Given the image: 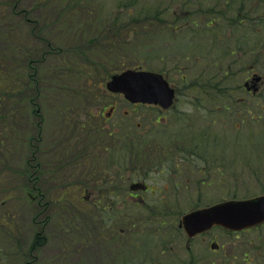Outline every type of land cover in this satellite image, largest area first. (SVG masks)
<instances>
[{"label":"rangeland","instance_id":"obj_1","mask_svg":"<svg viewBox=\"0 0 264 264\" xmlns=\"http://www.w3.org/2000/svg\"><path fill=\"white\" fill-rule=\"evenodd\" d=\"M16 1L19 10L9 14L2 26L4 31L13 27L11 37L0 30V44L8 38L12 43L0 46L1 52L6 51L0 57L2 81H11L8 93L2 92L7 82L0 88V264H27L32 258L17 248H27L29 253L35 235L42 231L49 239L39 248L38 264H110L116 252L134 262L153 252L151 241L179 239L182 243L186 235L179 225L185 213L264 193V118L251 125L249 133L247 124L239 123L234 114L220 113L219 98L226 84L218 83L208 71L217 61L205 46L209 40L203 34L204 20L177 21L175 28L176 22L168 20L166 12L161 14L174 0H130L124 7L118 5L121 0H81L80 8L65 10L61 0ZM16 14L29 15L28 21L37 26L21 27L24 18ZM223 56L225 51L219 58ZM130 69L165 75L177 89L174 106L163 111L130 104L122 95L107 92L111 77ZM30 70L43 77L38 89L32 82L26 86ZM89 72L94 74L90 80L85 78ZM235 122L239 123L236 129ZM122 129L128 132L124 138L139 137L148 141V148L163 144L166 149L149 154L145 150L141 160L145 163L139 158L133 162L132 155H123L122 132L114 136ZM188 130L189 136L184 135ZM110 131L113 136L109 137ZM69 133L79 151L88 137L94 146L79 161L78 169L64 165L59 153ZM40 136L34 159L40 162L36 189L43 199L33 202L32 169L27 162ZM156 154L163 155L158 158L162 160H154ZM122 157L130 160L120 163ZM125 163L132 168L120 180ZM137 181L155 190L153 196L138 194L150 202L147 206L129 197L134 191L130 186ZM120 182L124 185L119 194L128 201L113 199L112 207L124 215L128 211L122 217L127 223L120 218L108 226V219L95 215L94 226L89 214L92 202L82 199L90 198L92 192L97 197L109 191L115 194L112 188ZM46 202L49 209H44ZM83 216L88 218L85 228L94 229L89 236L83 226H73L80 225ZM121 230L124 235L118 233ZM206 236L208 241H228L231 261L235 256L241 264H245L244 252L256 259L264 252V226L238 238L220 229ZM210 244L205 250H210ZM232 244L240 249L238 253L232 252Z\"/></svg>","mask_w":264,"mask_h":264},{"label":"flooded vegetation","instance_id":"obj_2","mask_svg":"<svg viewBox=\"0 0 264 264\" xmlns=\"http://www.w3.org/2000/svg\"><path fill=\"white\" fill-rule=\"evenodd\" d=\"M165 12L168 20L176 22L174 24L175 28L179 26L177 21L204 20L205 28H203V34L209 40L205 46L213 51L209 54L216 56L214 61H217L214 65L212 63L209 66L208 71L217 80H221L226 84L223 94L226 97L227 110L233 112V106H243L245 110L240 116L243 119L242 122L248 126L262 120L264 118V0H179L178 3L174 0L161 14ZM185 25L186 23L182 27ZM195 25L197 26V24ZM224 51L225 56L219 58ZM228 57L230 61L227 60ZM37 129H40V125H38ZM41 138L42 136L36 141H41ZM126 170L123 169L118 174L121 180L125 179L123 173ZM92 176L95 177V181L98 180V173ZM105 178L111 181L108 175H105ZM138 181L134 182L130 189L132 188L135 191L139 188L141 190L135 195L134 191L131 190L129 197L136 201L142 200L147 206L150 202L138 194L145 195L149 192L153 196L152 194L155 193V190L148 184H142ZM122 189L120 184V186L112 188V192L115 191V194H110L109 191L108 194L97 197L92 192L90 198L82 199L92 202L89 209L90 222L92 224H94L95 215L104 221L108 219L110 221L108 226H114V224H117L115 221L118 222L120 218L127 217L128 211L126 209L124 210L126 212L124 215L120 209L112 207L113 199L122 200V202L128 201L127 197L122 195L123 193L119 194ZM149 210L151 211L153 208L150 207ZM153 212L157 211L153 210ZM84 219L88 221V218L83 216L80 217V225H74L76 229L83 226L86 236H89L94 229L85 228L87 221H84ZM122 219L127 223L126 218ZM263 226L264 223L238 233L229 232L222 227L215 226L203 235H195L193 238L186 236L183 238L182 243L178 242L179 239L151 241L149 243L152 244L153 252H150L147 256L140 257L134 262H129L121 259L119 257L121 253L116 252L111 255L110 264H241L235 256L231 261V255L227 250L228 241L225 244L217 242V239L208 241L206 240V237H208L206 234L220 229L225 231L226 235H234L238 238L241 233L258 231ZM124 231L121 230L118 233L124 235ZM36 236L31 247V255H34L35 260L39 248L46 246L49 239L47 237L48 234H37ZM84 240L89 243L88 239ZM81 242L82 247H84L85 243L83 240ZM207 243H211L208 251L205 250L208 246L206 245ZM231 246L234 248V244ZM239 251L240 249L235 247L232 252L238 253ZM263 253L256 259V256L252 257V255L250 256L247 252H244L242 261L245 264H264Z\"/></svg>","mask_w":264,"mask_h":264},{"label":"water","instance_id":"obj_3","mask_svg":"<svg viewBox=\"0 0 264 264\" xmlns=\"http://www.w3.org/2000/svg\"><path fill=\"white\" fill-rule=\"evenodd\" d=\"M113 93H122L132 103L156 104L169 108L175 91L165 77L144 70H126L106 84ZM181 227L189 237L204 233L215 225L238 231L264 222V196L248 200H229L215 206L194 210L181 218Z\"/></svg>","mask_w":264,"mask_h":264},{"label":"trees","instance_id":"obj_4","mask_svg":"<svg viewBox=\"0 0 264 264\" xmlns=\"http://www.w3.org/2000/svg\"><path fill=\"white\" fill-rule=\"evenodd\" d=\"M0 2H2L1 3V5H0V21L1 22H3V23H1L0 24V30H2V31H4V27H2L3 26V24H4V22H6L7 20H9V14L11 15V14H15L19 9H18V7H15L14 5H16L19 1H16V0H1ZM81 0H61V6H62V8H64V10L65 9H71L72 7H73V9L74 8H76V7H78V8H80L81 7ZM128 2H130V0H122L121 1V3L119 2L118 3V5L120 6V5H122V7H124V5L125 6H127L126 4L128 3ZM137 5V1H136V4H135V6ZM72 9V10H73ZM20 13H25V12H20ZM17 16H19V18L20 19H23L24 18V23L22 22V24L23 25H21V27H25L26 25H28V26H30V27H33L32 29H34V27H36L37 25H35L34 23H30V21H28V18H29V15H25V16H22V15H19V14H16ZM5 27H6V25H5ZM8 28V27H7ZM13 28V27H12ZM12 28H10V30H5L4 32H5V36H10L11 35V33H12V31H11V29ZM98 33H103V32H98ZM97 33V34H98ZM83 35V34H82ZM81 35V36H82ZM11 37V36H10ZM5 38H7V37H5ZM7 41H2V44L4 43V45L6 44V45H9L10 46V44H12L11 43V41H10V38H8V39H6ZM2 44H0V46H4V45H2ZM5 45V46H6ZM1 48V47H0ZM88 49V48H87ZM86 49V50H87ZM1 50V49H0ZM86 50H84V51H86ZM83 51V52H84ZM5 53H6V51L4 52H1L0 51V57H3V56H5ZM82 53V52H81ZM15 60V59H14ZM0 64H2V62H0ZM29 67V66H28ZM55 68L57 69V70H59V68L60 67H57V66H55ZM2 70L0 69V72H1ZM95 71L96 70H93V73L95 74ZM29 72H31V70L29 71ZM92 72H89V73H87L86 75H85V78H87V79H91V77H93L94 76V74H93ZM39 75V72L37 71V73H29L28 74V80H29V82L26 84V86H27V88H28V85H29V83H33V84H35L36 85V87H37V89L39 88V84H40V81L42 80V78L43 77H41L40 78V75ZM111 75V74H110ZM44 76V75H43ZM205 76H201V78H204ZM40 79V80H39ZM208 80H209V78H207ZM5 80L3 79V81H2V75H1V73H0V88L1 87H3L5 84H6V82H7V87H6V89H4L2 92L3 93H8V90H9V88H8V86H10L9 84H10V82L11 81H5ZM218 81V83L221 81V80H217ZM197 83V82H196ZM36 89V90H37ZM225 89V88H224ZM224 89H221V92L223 93V90ZM38 94V93H37ZM39 95V94H38ZM220 99V103H221V105H220V107L218 106V105H216V106H218V108L220 109V113H222V112H227V106L228 105H226V97H225V94H223V96L221 95V98H219ZM77 107V106H76ZM217 108V109H218ZM80 109V106H79V108L77 109V110H79ZM239 110H241V109H239ZM215 112H216V110H215ZM217 113V112H216ZM235 124V129L237 128L236 127V125H239V123H234ZM81 126V124H77V128L79 129V127ZM40 128H41V126H40ZM248 128V131H249V133H250V130H249V127H247ZM75 132L76 131H73V133L75 134ZM121 132H122V136H123V142H122V144H124V149H122L125 153H123V155H132V157H131V160L134 162V160H136V159H138L139 158V160L141 161V160H144L145 159V153H151V152H153V151H155L156 149L159 151V152H163L165 149H166V146H164L163 144H160L159 145V147L158 148H153V149H151L150 147L148 148V141H146V140H142L141 138H139V137H137V139L136 140H132V139H130V138H124V136L126 135V134H128V132H126V129H122L121 131H120V133H118V132H116V134L114 135V136H120L121 135ZM191 131L190 130H188V131H186L185 133H184V135H188L189 133H190ZM129 136V135H128ZM189 136V135H188ZM248 138H249V136H247ZM71 138V139H70ZM70 138L69 139H66V142L67 143H65L64 144V148H63V150H61L59 153H60V155H61V158H62V163L64 164V165H68V166H70V167H74V168H76V169H78L77 167H78V163H79V161H84L85 159H86V155L88 154V151H90L91 149H93V147L94 146H92V145H90V140H89V137L87 138V140L85 141V142H83V143H85V144H82L81 146H82V150H80L79 151V149L76 147L75 148V140H76V138H75V140H74V138H73V135L72 134H70ZM128 145V146H126V145ZM36 147H37V149L36 150H38L39 149V141H38V144L36 145ZM34 151H33V153H32V157L31 158H29L30 160H29V162H27L28 163V168H30V169H32V172L30 173V182H31V189H32V193H34L35 194V196L37 197V198H39L41 201H42V199H43V195H42V192H40V190L39 189H37V190H35L36 188H39V186H40V177H39V175L38 174H41V171L39 170V166H40V162H37L35 159H34V156L37 154V152H36V150L35 149H33ZM74 150V151H73ZM146 150V151H145ZM151 150V151H150ZM118 151H121V148H119V150H115V152H117L118 153ZM144 151H145V153H144ZM148 151H150V152H148ZM144 153V154H143ZM175 153H177V154H179L177 151H175ZM170 154V153H169ZM145 156V157H144ZM167 156H169L168 154H167ZM167 156H165V157H167ZM118 157V156H117ZM116 157V158H117ZM112 158H115V155H113L112 156ZM158 158H163V155H153V159L154 160H156V161H159V160H162V159H158ZM185 158V157H184ZM122 159H124V160H130V158H126V157H122L121 159H118V161L120 162ZM69 160L71 161V162H69ZM156 161H153L152 163H156ZM123 162V161H122ZM122 162H120V163H122ZM132 162V163H133ZM141 163H142V161H141ZM123 168H126V166H123L122 168L120 167V169H123ZM35 174H37L36 175V177H34V175ZM70 223V222H69ZM68 223V227L69 226H71L70 224ZM60 229H61V226L57 229V231H60ZM66 230V228H62V231L64 232ZM56 231V232H57ZM17 246L19 247L20 246V243H18L17 244ZM17 250H22L21 251V254H23L24 255V252H25V256H27V254H28V250H27V248L25 249H21V248H17ZM30 252H31V249L29 250V254H30ZM31 255V254H30ZM1 259V258H0ZM34 262V264H38V261L37 260H33ZM1 263V262H0Z\"/></svg>","mask_w":264,"mask_h":264}]
</instances>
